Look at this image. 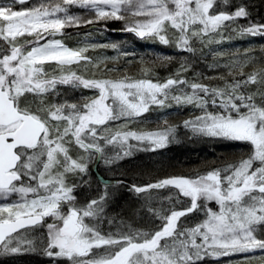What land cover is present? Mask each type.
<instances>
[{
  "label": "snow or ice",
  "instance_id": "1",
  "mask_svg": "<svg viewBox=\"0 0 264 264\" xmlns=\"http://www.w3.org/2000/svg\"><path fill=\"white\" fill-rule=\"evenodd\" d=\"M230 2L39 0L22 9L15 5L27 0L0 2V200L12 194L20 197L0 206V256L40 250L54 264H200L206 257L218 259L264 251V67L245 75L243 67L252 61L251 56H245L237 64L244 78L226 82L222 88L189 83L181 76L187 71L185 63L164 81L87 79L70 69L65 74L66 66L91 62L85 55L87 48L71 49L54 38L64 35L62 30L66 27L124 20V30L141 39H158L164 45L174 42L178 50L194 53V42H211L229 27L227 22L239 19H249V23L233 31L241 36L264 37V23L252 22L246 5H238L234 11L219 10L221 6L226 9ZM74 5L94 15L88 19L74 15L69 11V6ZM25 35L33 39L20 43L18 38ZM110 47L115 49L118 45ZM53 62L61 74L49 75L45 69V64ZM151 71L149 67L142 69L145 75ZM58 84L96 89L98 96L84 103L65 100L45 104L46 95L56 94ZM250 84L258 86L256 92L246 91ZM182 85L191 91H184ZM257 93L262 97L260 104L255 100ZM25 94L40 99L36 110L22 99ZM170 101L202 110V115L184 122L193 135L248 142L252 152L238 163L193 176L133 185L130 190L138 194L174 187L180 196L190 199V204L183 209H157L151 197H146L144 207L160 221L155 228L144 230L126 225L118 232L103 234L100 224L109 193L105 191L84 205L76 203L72 194L75 185L65 182V174L85 173L88 164L83 157L73 158L70 146L83 149L90 160L94 153L103 158L99 140L118 145L119 151L106 163L130 155V139L147 142L150 147L144 150L162 149L175 142V127L149 132L117 131L101 137L98 126L120 118L139 117L152 105L167 106ZM209 104L222 111H207ZM110 186L111 182L104 185L105 189ZM209 202H215L218 210L209 207ZM62 205H67L66 211ZM194 211L203 212L204 219L192 226L181 223V217ZM46 217L53 222L45 223ZM36 225L47 229L43 239L20 233V229ZM101 248L103 252L93 251Z\"/></svg>",
  "mask_w": 264,
  "mask_h": 264
},
{
  "label": "rangeland",
  "instance_id": "2",
  "mask_svg": "<svg viewBox=\"0 0 264 264\" xmlns=\"http://www.w3.org/2000/svg\"><path fill=\"white\" fill-rule=\"evenodd\" d=\"M233 1L238 4L241 2L242 5L247 6V9L248 7H251V9L256 7L254 8L255 10L260 4H262L264 0ZM0 2L7 3L8 0H0ZM38 2L39 0H34L29 4L23 5L17 3L15 8H28ZM251 9L249 10L253 12ZM219 10L229 11V9H225L224 6H221ZM69 11L72 14L79 15L84 19L91 18L94 15L93 13H89L87 9H83L75 5L69 6ZM134 19L143 20L146 19V17H135ZM112 22L123 23L124 28L122 31H125L124 29L126 21L124 20H99L93 24H81L79 26L66 27L62 30L64 35H56L54 37L55 39L61 40L65 46L71 49L86 47L87 51L85 55L91 58V62L81 61L79 64L66 66L65 74L67 69H70L75 71L83 78L87 79L119 80L128 77L130 79L150 78L155 82L164 81L167 78L174 76L177 73V70L180 69L181 64L185 63L187 65V71L181 72V76L187 79L189 83L198 82L210 87V84L213 82L214 84H217L219 81L224 87L226 82L244 78V76L240 74L237 64L241 63L245 56L252 57V61H249L243 67V72L245 75L255 71L258 68L264 67V38L251 35L241 36L238 31L232 30L233 28H236L234 22H227L229 27L225 29L221 35L215 36L211 42L206 44L194 42V53L178 50L174 42L169 45H164L160 43L158 39H141L135 34H123L119 30L110 34L106 27L109 25L108 23ZM168 35H172L171 30L169 31ZM52 38L53 37H49V39ZM32 39V36L25 35L23 37H19L18 41L23 43L25 40ZM40 42L44 43L43 40ZM112 44H116L118 47L115 49L110 47ZM0 45H3V41H0ZM102 45H109V47H102ZM124 53H128V55H124ZM164 56L171 57L172 59L157 60V57ZM44 67L48 71L49 75L61 74V69L58 68L54 62L47 63L44 65ZM144 67H149L152 69V71L145 75L142 72ZM229 69H231V72ZM161 70H163L164 73L165 71H169V73L164 74L159 72ZM180 87L186 92L191 91V89L186 85H182ZM173 94L179 93L173 92ZM96 96H98V90L96 89H85L82 86L79 88H73L70 85L58 84L56 87V94L48 93L44 103H60L65 100L70 102L84 103ZM22 99L27 101L28 106L32 110H36L41 104L40 99L34 97L32 94H25V97ZM255 100L257 104H260L262 102L261 95L257 93ZM207 111L220 112L222 109L209 104L207 106ZM233 114L235 115V113ZM200 115H202V110L199 108H196L192 105L176 104L174 101H170L167 102V106L152 105L148 112L133 119L120 118L115 121H109V123L106 125L98 126V132L101 137H108L111 133H115L117 131L131 130L137 132H149L167 128L169 126L175 127V142L153 152L146 150L147 152L143 155L145 157L155 158H158L159 155H162L164 151H166L167 147L174 144L185 143L195 146L203 144L201 142L205 139L212 143H223L229 140L225 138L214 137L213 141H210V137L193 135L190 129L184 127L185 121L194 120L195 117ZM100 128L107 130L100 132ZM231 141L234 143L236 142L233 140ZM98 142L104 149L102 162L99 166H96V160L99 157L98 153L92 154L91 159L89 160V154L84 152L83 149H80L75 144L70 146V155H72L73 158L83 157V159L88 164L87 171L85 173L76 172L65 174V182L69 185H75L72 194L76 197V203L79 205L85 204L83 200L86 199V197H92L90 192H93V194L98 192V187L97 189H94V180L96 178H93L92 168H96L100 173L106 176V181L110 182L111 177L118 175V171H121L123 162H126L130 160L131 157L134 158L137 154H139V152L135 150V144L138 141L130 139L128 144L133 146L131 149V154L122 156V158L116 160L115 163H106V160L113 157L115 153L119 151V146L115 144H107L103 139L99 140ZM144 143L147 144L146 148L150 147L147 142ZM159 164L160 162H156V166ZM111 194L112 193H109V197L105 206L104 220L100 224V230L103 234L118 232L119 230L123 229V224L125 226L138 225L141 228L151 225V218L149 215L146 216L145 220H143L142 216L140 217L138 212L141 211V208H138V211H134L133 216L130 215V218L127 220L117 218L118 215L111 207V201L116 200V198ZM168 197H172V199H167ZM19 199L20 197L17 194H12V196H10L8 199L0 200V206L18 201ZM29 199H31V194H29ZM177 199L180 201L179 203L176 202ZM152 201L153 203H160L162 206H166L168 203L169 205L174 203L179 206L184 205L186 208L189 205L188 202L183 199V196L179 195L178 189H175L174 187L160 188ZM141 204H139L140 207L143 205ZM62 208L66 211L67 205H62ZM126 209L129 211L131 208L127 207ZM14 211L16 210L14 209ZM131 217H134V220ZM49 222H53L52 218L46 217L45 223ZM120 225H122V227ZM21 234H28L32 238L39 240L46 236L47 229L41 226L34 230L24 231ZM95 250L96 252L104 251L103 248ZM22 252L9 256H0V264H6L9 261L17 262V260L18 263H21L19 261L20 256L31 258L33 255L32 251ZM246 256H254L255 259H246ZM42 258L51 262L50 264H54V262L46 255H44ZM61 264H67V262L61 261ZM200 264H264V251L258 249L254 253L235 254L225 258L220 257L218 259L210 257L201 261Z\"/></svg>",
  "mask_w": 264,
  "mask_h": 264
},
{
  "label": "trees",
  "instance_id": "3",
  "mask_svg": "<svg viewBox=\"0 0 264 264\" xmlns=\"http://www.w3.org/2000/svg\"><path fill=\"white\" fill-rule=\"evenodd\" d=\"M238 5H242L241 2L238 4L231 0L230 4L227 6V9H229V11H234L236 6ZM254 8L256 7H253V9H251V7H248V10L251 9L253 10V12L256 11L253 13L249 10L250 20L255 23H264V1L257 7V9L254 10ZM234 23L236 27H238L239 25H246L249 23V19H239ZM108 24L109 25H107L106 29H108L110 34L117 32L118 30L123 34H135L133 32L122 31V29L124 28V24L121 22H112ZM256 37L264 38L259 35H257ZM159 72L164 73L163 70ZM167 73H169V71H165L164 74ZM211 87L222 88L223 86L218 81L217 84H214V82L210 84V88ZM257 87V85L250 84L246 91H248L249 93L256 92ZM213 138L214 137H210V141H213ZM201 143L203 144L195 146H191L185 143L174 144L167 147L166 151H164L162 155H159L158 158H155L143 156L147 152L146 150H144L147 144L136 142L135 150L138 151L139 154H135L136 156L134 158L131 157L130 160L123 162V165L121 166V171L118 169L120 171H118V175L111 177V186L107 189H105L104 187L105 183H108V181H106V176L100 173L96 168H92L93 178H96L94 180V189H97L98 187V192L94 194L93 192H90V195L92 197H86V199L83 200L84 203L86 204L89 200L100 197L105 191H107L108 193H112L111 195L113 197L115 196L116 198V200L111 201V207L115 210V213L118 215L117 218L127 220L130 218V215L133 216L134 211H138L137 209L141 208V211L138 212L140 214V217L142 216L143 220H145L146 216L149 215V217L151 218V225L145 226L144 228H141L138 225L132 227L144 230H150L155 228L156 225L160 223V221L155 219L153 214L147 211V209L144 207V204L145 198L151 197V199H154V196L159 191V189H153L150 193L145 192L138 194L130 190L133 185L143 186L148 183H154L158 180L168 177L193 176L197 172L203 173L208 170H211L212 168L225 167L229 164L238 163L241 158H247V156L252 152V145L246 142L236 141L234 143L231 140H228L223 143H212L205 139ZM156 162H160V164L156 166ZM117 181H122L123 183L117 184L115 183ZM183 199L188 202V204H190L189 198L183 197ZM139 204H141L142 207H140ZM167 205L162 206V204L160 203H153V207L157 209H160L161 207H163V209L165 210L169 208H185L184 205L179 206L174 203H172L171 205H169L168 203ZM208 206L212 207L214 210H218V205H216L215 202H209ZM127 207L131 209H129L128 211L126 209ZM203 215L204 213L201 211H194L192 214H188L185 217H181V223H183L185 226H192L197 222L203 220ZM131 218L134 220V217ZM120 226L122 227V225ZM124 228L125 225L123 224V229ZM94 252H96L95 249ZM32 254L33 255L31 258H28L26 256H20L19 261L21 263H18L17 260V262L9 261L6 264L51 263L42 258L45 254L40 250L32 251Z\"/></svg>",
  "mask_w": 264,
  "mask_h": 264
},
{
  "label": "flooded vegetation",
  "instance_id": "4",
  "mask_svg": "<svg viewBox=\"0 0 264 264\" xmlns=\"http://www.w3.org/2000/svg\"><path fill=\"white\" fill-rule=\"evenodd\" d=\"M98 154H99V153H98ZM101 162H102V158H100V154H99V157H98V159L96 160V166H99V165L101 164ZM39 227H41V225H38V226H35V227L27 228V229L24 230V231H27V230H34V229L39 228ZM24 231H22V232H24ZM22 232H20V233H22Z\"/></svg>",
  "mask_w": 264,
  "mask_h": 264
},
{
  "label": "water",
  "instance_id": "5",
  "mask_svg": "<svg viewBox=\"0 0 264 264\" xmlns=\"http://www.w3.org/2000/svg\"><path fill=\"white\" fill-rule=\"evenodd\" d=\"M34 0H27V3H25V4H29V3H31V2H33ZM36 226H38V225H36ZM35 227V226H34ZM28 228H30V227H28ZM27 228H22V229H20V232H22V231H24V230H26Z\"/></svg>",
  "mask_w": 264,
  "mask_h": 264
}]
</instances>
